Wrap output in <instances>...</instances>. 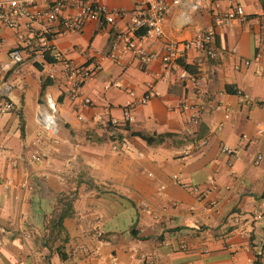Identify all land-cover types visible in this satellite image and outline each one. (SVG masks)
I'll use <instances>...</instances> for the list:
<instances>
[{
	"label": "crops",
	"instance_id": "0c3cea01",
	"mask_svg": "<svg viewBox=\"0 0 264 264\" xmlns=\"http://www.w3.org/2000/svg\"><path fill=\"white\" fill-rule=\"evenodd\" d=\"M230 1L240 3L253 19L216 28L217 45L224 51L220 60L191 51L163 80L155 76L159 61L142 68L130 52L119 61L105 59L83 87L91 104L79 110L81 120L60 83L52 81L41 96L45 71L30 57L0 72V86L11 87L0 95V107L5 100L13 105L0 112V264H111L113 258L137 264L142 253L153 257L151 264H257L264 237V57H252L264 34V0ZM101 2L109 9H124L127 15L116 18L117 25L131 31L130 15L142 0ZM221 5L228 6L229 0ZM208 7L192 12L187 24L178 17L179 8L170 5L163 20L164 39H188L208 27ZM19 33L23 29L0 25V62L18 44ZM113 33L103 19L91 20L81 32L60 33L52 43L65 57L83 63L92 49L107 52ZM163 41L141 42L160 53ZM239 58L251 62L235 69ZM185 65L198 73L205 99L198 97L193 83L179 79L178 69ZM112 82L117 85L106 87ZM149 88L154 94L133 109L127 128L124 122L109 123L112 117L122 119L130 90L141 97ZM50 98L57 105L54 136L38 119L50 112ZM181 98L203 102L198 122H189L187 112L173 110ZM18 111L24 118L22 138ZM131 131L172 135L148 144ZM192 139H206L207 144L180 159ZM223 144L238 149L230 166ZM36 151L45 157L31 162L29 156ZM173 175L207 189L206 197L199 201ZM211 178L214 188L207 184ZM21 183L30 187L21 188ZM71 195L72 209L63 219L68 259L62 261L51 220ZM209 199L215 207L203 212ZM260 262L264 264V256Z\"/></svg>",
	"mask_w": 264,
	"mask_h": 264
},
{
	"label": "built area",
	"instance_id": "2783aa9c",
	"mask_svg": "<svg viewBox=\"0 0 264 264\" xmlns=\"http://www.w3.org/2000/svg\"><path fill=\"white\" fill-rule=\"evenodd\" d=\"M101 1L0 0V25L18 32L22 29L24 31V33H19V42L9 52L8 59L0 62V72L3 74L9 72L15 65L21 64L27 57H30L33 63L42 65L45 78L60 83L62 95L71 100L73 111L77 113V118L81 120L82 116L78 114L79 110L91 104V99L83 93V87L94 74L102 69L105 59L119 61L124 53L130 52L138 59L142 68H147L153 61H159L160 70L155 73V76L167 80L172 76L179 62L185 59L191 51L198 52L213 61L220 60L224 56V51L217 45L216 28L228 26L237 21L249 22L253 19L245 13L240 3L231 2L230 0L229 5L226 7H222V0H208V3L207 0H169V3L167 0H142V3L136 6L130 15L131 31H125L117 25L116 18L126 16L127 12L122 8L109 9ZM207 4L211 16V24L208 27L197 29L194 35L188 39H164L163 20L170 5L178 7V17L189 24L191 13L207 7ZM101 19L104 20L106 25L114 29L109 50L105 53L92 49L91 55L86 61L77 63L65 57L52 43L53 39L60 33L81 32L88 21ZM143 39L149 42L163 39L162 52L158 53L145 49L141 42ZM46 54L52 58L51 62L45 60ZM262 57H264V34L260 37L252 59L260 60ZM250 62L251 59L239 58L234 68L239 69L241 65L247 66ZM178 70L179 79L193 83L198 97L202 100L205 99L207 95L200 87L198 73L189 71L184 66H181ZM116 85V82H112L109 85L107 84L106 87ZM10 90V85L4 83L0 86V95L5 96ZM153 94L154 91L149 88L143 96L136 97L135 92L130 90L128 98L122 105V119L112 117L109 123L119 125L121 122H131L133 109L146 104ZM48 104L50 112L40 115L38 119L43 130L54 136L58 132L55 120L57 105L53 99ZM12 108V103L5 100L0 107V112H7ZM173 110L179 113L187 112L189 113V122H198L201 119L204 104L203 102L181 98L174 105ZM225 118H228V113L225 114ZM186 131L190 133V127H186ZM206 144V139H192L180 155V159H184L191 154L192 150ZM221 151L228 156L230 166L238 155V149L223 144ZM44 157L43 152L36 151L30 154L29 160L38 162ZM260 158L261 156L258 157V159ZM173 178L181 188L195 193L199 201L206 197L207 189L201 191L199 186L189 185L181 179L180 175H173ZM207 184L209 188H214V179H209ZM20 187L29 188L30 186L21 183ZM71 197L72 195L68 198ZM215 204V200H207L202 206L203 212L212 210ZM190 210H194V207H190ZM195 222L196 225H200L201 217H196ZM96 235L99 237L101 233L97 231ZM263 256L264 237L259 242L256 259H262ZM136 260L137 264H151L154 261L153 257L147 253L140 254ZM111 264L124 263L113 258Z\"/></svg>",
	"mask_w": 264,
	"mask_h": 264
},
{
	"label": "trees",
	"instance_id": "16d2710c",
	"mask_svg": "<svg viewBox=\"0 0 264 264\" xmlns=\"http://www.w3.org/2000/svg\"><path fill=\"white\" fill-rule=\"evenodd\" d=\"M45 60L47 62H51L52 58L46 54L45 56ZM38 68L40 66H37ZM185 68H188L185 65ZM52 83V81L48 78H44V81L42 83V91H41V96L44 95V90L45 88L50 85ZM227 91H230L227 87ZM18 115V119H19V130H20V137L22 138L24 136V118L23 115L21 114L20 111L17 112ZM112 125V124H111ZM125 128H127L128 123H124ZM117 126V125H114ZM113 128V127H112ZM132 135L138 136L141 139H143L145 142H147L148 144H155V143H161V141H163V139H165L166 137H169L172 135V133H163V134H159V135H146L144 133H140L138 131H131ZM66 207L64 209H62L61 214H56V216L54 218H52L51 222H54V226H53V231H54V242L59 240L58 245L55 247V251L57 252L58 256L60 257V259L62 261H66L68 259L67 253L65 252V243L68 241V235L67 232L65 231V228L63 226V219L65 216H67L71 209H72V203L69 201V198L66 197L65 201H64ZM63 208V206L61 207ZM58 218V220L56 221V219ZM61 233H64V236L61 237ZM260 258H257L256 263L257 264H262Z\"/></svg>",
	"mask_w": 264,
	"mask_h": 264
},
{
	"label": "water",
	"instance_id": "95a60500",
	"mask_svg": "<svg viewBox=\"0 0 264 264\" xmlns=\"http://www.w3.org/2000/svg\"><path fill=\"white\" fill-rule=\"evenodd\" d=\"M52 101V99H49V102H51Z\"/></svg>",
	"mask_w": 264,
	"mask_h": 264
}]
</instances>
